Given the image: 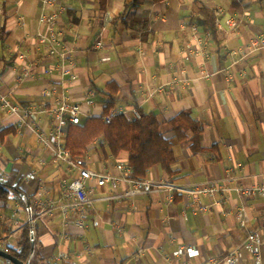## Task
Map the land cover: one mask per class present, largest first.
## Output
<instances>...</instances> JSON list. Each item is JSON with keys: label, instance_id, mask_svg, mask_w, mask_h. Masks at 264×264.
<instances>
[{"label": "crops", "instance_id": "obj_1", "mask_svg": "<svg viewBox=\"0 0 264 264\" xmlns=\"http://www.w3.org/2000/svg\"><path fill=\"white\" fill-rule=\"evenodd\" d=\"M132 2L109 0L113 19L105 24L99 0H59L57 8L65 11L56 29L63 35L59 54L52 56L39 42V35L48 33L40 23L39 0H0V91L20 108L18 113L0 109V131L16 128L0 142V170L6 179L16 175L24 193L23 219L31 228L35 220L33 259L39 264H230L233 253L236 264H264V245L260 262L248 246L252 233L264 238V197L192 193L212 182L232 187L264 182V49L252 45L264 34V0H146L129 8ZM203 7L215 12L214 29L203 25L211 21ZM108 84L119 92L111 94ZM111 98L117 102L112 112L138 110L164 123L176 174L170 177L157 166L146 180L177 190L113 198L125 194L130 183L121 181L114 189L90 181L95 201L87 227L81 228L59 209L50 211L76 173L55 159L41 136L49 137L56 124L58 101L79 105L85 121L101 117ZM182 112L203 126L197 146L191 134L178 142L165 124ZM85 158L93 171L129 177L117 168L129 164L128 154L112 156L103 140L91 144ZM28 206L37 214L31 216ZM9 240L0 249L19 250L21 238L16 246ZM181 246L197 249L199 256L173 257ZM0 264L9 263L0 257Z\"/></svg>", "mask_w": 264, "mask_h": 264}, {"label": "built area", "instance_id": "obj_2", "mask_svg": "<svg viewBox=\"0 0 264 264\" xmlns=\"http://www.w3.org/2000/svg\"><path fill=\"white\" fill-rule=\"evenodd\" d=\"M42 5L43 14L40 17V23L47 25V34L39 35V42L48 47L49 53L52 56L59 54V47L61 46L60 38L63 33L56 29V23L59 16L65 11L63 7L57 8L59 5V0H39ZM113 19L110 12L105 14V24H109ZM219 23V21H218ZM252 45L255 50L264 49V34L257 37ZM99 47H102V43H98ZM48 73V72H47ZM26 76L29 75L27 71ZM65 74H68L67 72ZM46 93L48 95L52 94L51 89H47ZM89 104L93 105V101ZM0 109L8 110L12 113H18L20 108L14 105L10 99L0 91ZM117 114H124L129 119H141L142 115L138 110H133L130 115L126 112L117 113L111 112L109 116L106 117V122L111 123L112 116ZM53 115L56 120V124L51 131L49 137L41 136L42 142H45L53 147V156L56 160L63 162L67 167L76 173L75 178L66 186L65 192L61 197L60 201L50 203V211L54 209H59L62 214L67 219H72L81 228L87 227V220L89 218V209L93 206L94 199L91 195V190L89 189V182L95 181L99 187L109 186L111 188L117 189L121 181H128L130 183V189L119 197H131L135 195H146L155 192H161L163 190L173 192L177 188L173 186H167L164 183H154L149 180H139L133 175V167L130 164L120 163L118 165V170L128 174V178H120L114 176L110 172L108 173H98L93 171L88 164L87 158L85 157H74L70 151L65 147L67 134L69 127L71 125H80L82 123V112L80 106L72 103L67 99L60 100L56 103L53 110ZM32 179H36V174L32 173L30 175ZM236 192L238 195L246 198L264 197V182L253 185V186H234L229 184L212 182L208 184H203L196 186L193 190L194 195H204L213 197L220 192ZM28 212L33 216L37 214L32 206L27 207ZM35 220H31L30 224L32 238L35 236V231L33 229ZM241 228H247V223L244 220L240 222ZM248 246L253 250L255 259L257 261L262 260L261 245H264V238L261 237L260 233H252L249 238ZM188 256L189 258H195L199 256V251L193 247L181 246L173 253V257L179 258L181 256ZM230 264H236L235 254H230L228 257Z\"/></svg>", "mask_w": 264, "mask_h": 264}, {"label": "trees", "instance_id": "obj_3", "mask_svg": "<svg viewBox=\"0 0 264 264\" xmlns=\"http://www.w3.org/2000/svg\"><path fill=\"white\" fill-rule=\"evenodd\" d=\"M146 0H133L128 6L135 8ZM154 3H161L165 0H152ZM109 0H99L100 10L107 12ZM202 14L211 21H203V25L214 29L215 12L207 7L202 8ZM107 90L111 94L119 92L118 86L108 84ZM116 100L111 98L107 103L104 114L101 117H90L80 125H71L67 134L65 147L74 157H85L88 153V147L97 140H103L106 148L112 156L117 157L121 153L128 154L129 164L133 167L134 177L144 180L150 169L160 166L168 176H174L176 172L173 166L176 161L173 143L165 137L161 128L164 123L152 114H143L141 119H129L124 114L112 116L111 123L106 122V117L116 107ZM174 132L178 142H184L192 135L194 145L197 146L199 138L203 133V126L195 121L189 112H182L174 119L165 122ZM16 134L15 127H8L0 131V142L9 135ZM16 175L13 173L6 180H0V203L6 207L11 199L18 197L22 206L25 201L22 198L24 193L20 186L15 184ZM2 240H8L11 236L9 230ZM37 234L34 238L35 244ZM31 226L25 224L21 234V240L18 243L19 250L7 248V252L18 258L26 264H39L33 259L31 248L32 242ZM11 264V263H9Z\"/></svg>", "mask_w": 264, "mask_h": 264}, {"label": "rangeland", "instance_id": "obj_4", "mask_svg": "<svg viewBox=\"0 0 264 264\" xmlns=\"http://www.w3.org/2000/svg\"><path fill=\"white\" fill-rule=\"evenodd\" d=\"M5 179L4 173L0 170V180ZM21 208V203L17 197H13L6 207L3 206V203H0V246H4L9 239H11L9 240L12 242L11 244L16 246L18 239L21 238L23 227L26 224ZM6 230L11 233L7 241L2 240V238L9 235Z\"/></svg>", "mask_w": 264, "mask_h": 264}, {"label": "water", "instance_id": "obj_5", "mask_svg": "<svg viewBox=\"0 0 264 264\" xmlns=\"http://www.w3.org/2000/svg\"><path fill=\"white\" fill-rule=\"evenodd\" d=\"M31 248H32V252H34L35 251V240H34V238L32 239V242H31ZM0 257L2 259H4L5 261H7L8 263H11V264H26V263L20 261L18 258L11 255L10 253H8L7 250L0 249Z\"/></svg>", "mask_w": 264, "mask_h": 264}]
</instances>
